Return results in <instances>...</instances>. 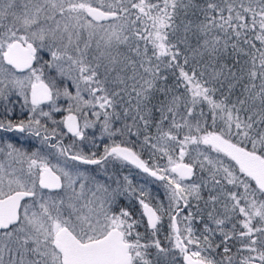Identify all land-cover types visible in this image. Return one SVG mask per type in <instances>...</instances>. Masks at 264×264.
<instances>
[{"label":"snow or ice","instance_id":"6c2138e0","mask_svg":"<svg viewBox=\"0 0 264 264\" xmlns=\"http://www.w3.org/2000/svg\"><path fill=\"white\" fill-rule=\"evenodd\" d=\"M0 264H264V0H0Z\"/></svg>","mask_w":264,"mask_h":264}]
</instances>
